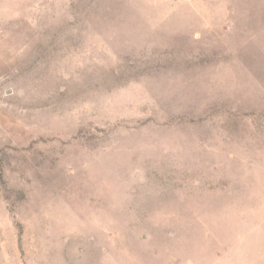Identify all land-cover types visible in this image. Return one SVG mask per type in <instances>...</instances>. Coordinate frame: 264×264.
<instances>
[{
  "label": "rangeland",
  "instance_id": "1",
  "mask_svg": "<svg viewBox=\"0 0 264 264\" xmlns=\"http://www.w3.org/2000/svg\"><path fill=\"white\" fill-rule=\"evenodd\" d=\"M0 162V264H264V0H0Z\"/></svg>",
  "mask_w": 264,
  "mask_h": 264
},
{
  "label": "trees",
  "instance_id": "2",
  "mask_svg": "<svg viewBox=\"0 0 264 264\" xmlns=\"http://www.w3.org/2000/svg\"><path fill=\"white\" fill-rule=\"evenodd\" d=\"M2 165H1V162H0V182L4 183L3 181V174H2ZM19 227V231H18V242L20 243V240H21V226H18Z\"/></svg>",
  "mask_w": 264,
  "mask_h": 264
}]
</instances>
